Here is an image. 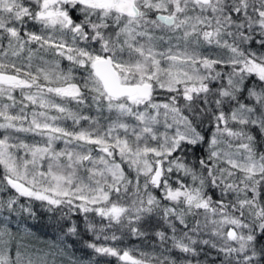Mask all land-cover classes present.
I'll return each mask as SVG.
<instances>
[{"label": "snow or ice", "instance_id": "snow-or-ice-1", "mask_svg": "<svg viewBox=\"0 0 264 264\" xmlns=\"http://www.w3.org/2000/svg\"><path fill=\"white\" fill-rule=\"evenodd\" d=\"M101 257L264 264V0H0V264Z\"/></svg>", "mask_w": 264, "mask_h": 264}, {"label": "trees", "instance_id": "trees-1", "mask_svg": "<svg viewBox=\"0 0 264 264\" xmlns=\"http://www.w3.org/2000/svg\"><path fill=\"white\" fill-rule=\"evenodd\" d=\"M65 66L68 65L67 61H63ZM70 107H74L70 105ZM21 203H27L25 198H21ZM35 212L36 219H26L25 217H17L13 222L14 231L17 233V241L27 245L30 248L36 249H46L53 243V240L56 236L55 231L51 227V220L49 219L50 215L44 207L41 205V202H33L32 204ZM82 220L81 218H78ZM31 230L29 233L28 230ZM85 239H92L91 234L85 236ZM135 238L125 237L123 243L128 241H133ZM105 244H109L107 241H104ZM101 243V241H99ZM80 253H77L79 255ZM101 264H123L119 262L116 258L112 257H101Z\"/></svg>", "mask_w": 264, "mask_h": 264}, {"label": "rangeland", "instance_id": "rangeland-1", "mask_svg": "<svg viewBox=\"0 0 264 264\" xmlns=\"http://www.w3.org/2000/svg\"><path fill=\"white\" fill-rule=\"evenodd\" d=\"M61 67L66 68L67 66H65V63L62 62ZM64 126L67 127H72V122L70 120L63 122ZM84 123V122H82ZM62 145H58V147H61ZM97 219H99L97 217ZM109 244L113 243L111 241H107ZM101 243H105L103 240H101ZM116 246L120 247V248H125V249H132L133 250V255H138V251L139 250H146L147 249V245L145 243H143L140 240H133V241H128V242H121V241H116L114 242Z\"/></svg>", "mask_w": 264, "mask_h": 264}, {"label": "flooded vegetation", "instance_id": "flooded-vegetation-1", "mask_svg": "<svg viewBox=\"0 0 264 264\" xmlns=\"http://www.w3.org/2000/svg\"><path fill=\"white\" fill-rule=\"evenodd\" d=\"M30 27H33L32 25H30Z\"/></svg>", "mask_w": 264, "mask_h": 264}]
</instances>
